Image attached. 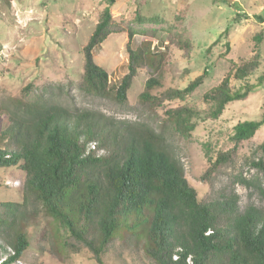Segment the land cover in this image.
<instances>
[{"label":"trees","instance_id":"obj_1","mask_svg":"<svg viewBox=\"0 0 264 264\" xmlns=\"http://www.w3.org/2000/svg\"><path fill=\"white\" fill-rule=\"evenodd\" d=\"M107 1L109 6L83 48L81 90L100 98L113 95L123 103L139 69L149 66L159 70L158 64L167 55L148 32L142 33V44L136 48V32L129 28L128 71L111 84L109 73L94 58V51L122 29L109 9L116 0ZM135 20L158 19L144 18L137 9ZM190 44L184 40L178 46L188 49ZM232 65L224 81L205 93L210 108L204 117H219L229 103L245 99L264 82L263 74L257 84L232 91L231 78L250 77L260 67L259 55L253 61ZM205 76L200 75L184 89L168 88L157 96L153 90L162 84L150 78L140 101L151 108L167 100L183 101ZM13 102V111H0L4 122L0 123V168L20 167L26 175L25 195L22 204L0 203V260L5 259L0 264L16 263L29 248V199L54 222L55 237L64 252L80 254L87 249L99 264L108 246L124 234H134L145 255L156 264H264V208L249 206L240 211L237 195L201 201L186 178L171 135L189 138L196 127L194 119L202 117L200 112L188 107L171 109L158 132L146 123L115 128L96 114L70 112L49 100ZM263 124L264 118L239 122L231 138L232 152L251 140ZM91 143L107 153L98 155ZM259 149L264 153V142ZM230 156L219 154L205 175ZM253 165L264 174V160ZM241 183L250 185L246 180Z\"/></svg>","mask_w":264,"mask_h":264},{"label":"rangeland","instance_id":"obj_2","mask_svg":"<svg viewBox=\"0 0 264 264\" xmlns=\"http://www.w3.org/2000/svg\"><path fill=\"white\" fill-rule=\"evenodd\" d=\"M227 1L116 0L110 5L122 29L94 51V58L109 73L111 84L128 71L129 28L136 32V48L142 44V33L148 32L167 55L158 64L159 70L140 68L127 101L118 103L113 95L100 98L81 90L83 48L109 6L107 0H0V111H13L15 100H49L70 112L96 114L115 128L146 123L159 132L167 111L188 107L202 116L194 119V131L189 138L171 136L199 200L237 195L240 211L249 206L264 208V174L253 165L264 160L259 149L264 142V124L235 153L231 140L239 122L264 118V82L245 99L229 103L219 117H204L210 108L205 93L224 81L233 63L253 61L259 55L260 67L250 77L231 78L232 91L257 84L264 74V0ZM137 9L142 17L157 18V22L136 21ZM184 40H189L191 47H179ZM202 74H206L202 84L183 101L167 100L154 108L140 101L150 78L162 84L153 90L157 96L168 88L184 89ZM101 150L97 153L104 155L106 151ZM222 153H230V159L206 176ZM241 180L250 182L249 187ZM25 182L26 175L19 166L0 168V203L22 204ZM27 207L32 215L26 227L29 248L21 260L9 264H99L87 249L80 254L64 252L52 219L30 199ZM2 240L0 237V244ZM10 254H14L12 249ZM102 264L156 263L145 255L142 242L134 234H124L105 250Z\"/></svg>","mask_w":264,"mask_h":264},{"label":"clouds","instance_id":"obj_3","mask_svg":"<svg viewBox=\"0 0 264 264\" xmlns=\"http://www.w3.org/2000/svg\"><path fill=\"white\" fill-rule=\"evenodd\" d=\"M94 146V147H93ZM90 147H91V149L93 150V151H95L96 153H97V144L96 143H91V145H90ZM98 150H101V149H98ZM103 150L104 149H102L101 150V153H103ZM98 154V153H97ZM105 154V153H104ZM98 155H100V154H98ZM100 156H102V155H100ZM10 250H11V248H8V251H9V253H10ZM5 258V257H4ZM2 261H4L3 259L2 260H0V262H2Z\"/></svg>","mask_w":264,"mask_h":264},{"label":"built area","instance_id":"obj_4","mask_svg":"<svg viewBox=\"0 0 264 264\" xmlns=\"http://www.w3.org/2000/svg\"><path fill=\"white\" fill-rule=\"evenodd\" d=\"M94 147V146H93Z\"/></svg>","mask_w":264,"mask_h":264}]
</instances>
